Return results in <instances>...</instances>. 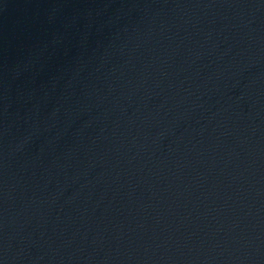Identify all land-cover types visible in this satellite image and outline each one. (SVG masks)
I'll return each instance as SVG.
<instances>
[{
	"label": "water",
	"instance_id": "1",
	"mask_svg": "<svg viewBox=\"0 0 264 264\" xmlns=\"http://www.w3.org/2000/svg\"><path fill=\"white\" fill-rule=\"evenodd\" d=\"M0 264H264V0H0Z\"/></svg>",
	"mask_w": 264,
	"mask_h": 264
}]
</instances>
